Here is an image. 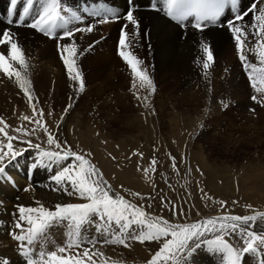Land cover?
<instances>
[{
    "label": "snow or ice",
    "instance_id": "obj_1",
    "mask_svg": "<svg viewBox=\"0 0 264 264\" xmlns=\"http://www.w3.org/2000/svg\"><path fill=\"white\" fill-rule=\"evenodd\" d=\"M21 3L22 11L17 12V6ZM259 4L264 5V0H259ZM240 5L241 0H163V11L180 23L192 17L194 20L192 27L201 32L211 26L227 27L234 37L239 58L244 62L251 86L256 93L251 99L264 106V7H258L256 2L246 9H241ZM152 7L155 9L157 5L153 3ZM228 9L233 15L221 23V18ZM134 11L130 3L123 19L138 31L139 20ZM250 13L254 14L252 23L245 24L244 19ZM119 18L115 9L111 7L93 8L91 11L85 7L82 13L78 9L66 6L63 0H10L7 23L12 25L15 22L17 26L37 30L57 41H69L60 44L59 50L70 79L75 82L77 91L82 93L85 90V79L75 59L79 51L76 33H91L97 24L109 23ZM128 37L125 24L119 40V55L130 66L136 78L133 88L138 84L139 89L149 90L150 95L155 91L153 80L147 70L140 67L143 61L132 51L127 50L130 47ZM249 37L255 39V47L247 49L257 58L255 63L248 61L245 51ZM0 45L6 46L7 53L0 51V72L10 79H15L32 108L33 116L22 115L20 119L22 122L27 121L35 125L29 129L22 123L13 130L18 135H10L8 131L10 125L0 117L2 125L0 135L7 141L5 144L4 140L0 139V177H5L8 165L26 151L24 148L14 147L13 141H19L21 144H27L29 148L40 150L39 159L31 165L32 169L41 166L50 168L53 164H60L72 158V163L61 167L51 176V180L57 185L53 190H63L69 196L75 194L85 201L58 203L54 210L43 204H38L37 207L17 205V213L13 214L17 215V219L9 234L18 242L20 255L25 259V264H120L119 261L105 256L97 245L103 243L130 247V241H138L141 244L155 241L160 244L146 264H181L185 255H191L201 245H206L214 253L222 254L223 264H243L245 254L264 253V230H257V222L264 221V211L254 210L250 215H232L225 212L195 223H172L161 216L150 215L143 206L114 191L103 172L90 159L91 153L74 151L71 145L66 141L61 143L49 130L44 120V110L38 109L34 102L26 54L11 29H6L0 34ZM201 47L205 57L202 66L207 74V70L215 62V57L210 44L203 43ZM137 99H142L145 107L148 106L147 95L141 97L137 93ZM224 106L227 107L226 104ZM71 107V104L66 106L65 114ZM56 127L58 129L59 125ZM37 130L47 135V145H54L56 150L42 149L39 143L33 144L31 139H24L34 135ZM133 155L143 157L142 152H134ZM171 159L175 170L176 159L175 157ZM157 163L158 161L153 158L149 167L143 169L144 176L149 180L156 171ZM28 190H31V186L25 189ZM131 195L144 199L139 192H133ZM214 202L222 207L227 204L226 201ZM165 206L170 207L173 214H177L175 204L168 202ZM246 207L252 208L251 205ZM61 225L68 230L66 244L55 250H46L44 244L48 242L49 230ZM90 225H95L96 231L105 237L102 241L94 237H85L84 233ZM232 235L241 238L242 247L237 248L226 239V236ZM0 264H8V261L0 260ZM184 264L187 262L184 261ZM261 264H264V259L261 260Z\"/></svg>",
    "mask_w": 264,
    "mask_h": 264
},
{
    "label": "rangeland",
    "instance_id": "obj_2",
    "mask_svg": "<svg viewBox=\"0 0 264 264\" xmlns=\"http://www.w3.org/2000/svg\"><path fill=\"white\" fill-rule=\"evenodd\" d=\"M253 2L250 1V5ZM117 48L120 50V45ZM235 54L246 77L242 81L194 78L195 72L205 74L204 69L194 68L184 74L172 72L168 82L159 85L161 90L147 102V107L142 99H137V92L128 89L132 98L128 109L116 110L111 116L92 114L88 118L78 113L81 118L77 120L83 124L77 126L70 122L71 129L67 127L61 132L55 130L60 111L48 108L35 95L34 102L38 109L44 110L49 130L61 143L66 141L74 151L91 153L90 159L110 181L113 190L143 206L150 215L161 216L172 223H195L225 212L250 215L254 210L264 211V106L251 99L256 93L239 53L232 50L227 56ZM237 67L233 64L229 70L236 71ZM215 72L214 66L207 70L210 75ZM0 109V117L10 125V135H18L13 130L22 123L25 128L35 127L20 119L22 115L33 116L24 93L2 91ZM0 139L7 143L2 135ZM24 139L39 143L42 149L56 150L54 145H47V135L40 130ZM13 144L17 149L29 151L27 144L19 141ZM134 152H142L143 157L133 155ZM172 157L176 159L175 170ZM153 158L158 163L149 180L143 169L149 167ZM133 192H139L144 199L132 196ZM214 201L227 204L222 207ZM168 202L176 205L177 214L165 206ZM257 230H264V221L257 222ZM226 239L237 248L243 246L238 235L226 236ZM154 243L148 258L139 256L132 246L113 244L111 248L102 245L99 249L120 264H146L160 247L158 242ZM119 252H123L125 263ZM263 256L264 253L245 254L243 264H261ZM221 259L222 254L201 245L191 255H185L181 264L184 261L222 264Z\"/></svg>",
    "mask_w": 264,
    "mask_h": 264
},
{
    "label": "bare ground",
    "instance_id": "obj_3",
    "mask_svg": "<svg viewBox=\"0 0 264 264\" xmlns=\"http://www.w3.org/2000/svg\"><path fill=\"white\" fill-rule=\"evenodd\" d=\"M150 1H132L131 6L135 9L134 15L139 20V29L136 31L134 26L123 19L130 7L128 0H63L66 6L74 10L78 9L82 13L85 7L90 11L93 8L111 7L120 17L109 23L97 24L91 33H76V44L79 51L75 59L77 67L85 79V90L81 93L77 91L75 82L70 79L59 50L60 44L69 41H57L37 30L26 26H17L15 22L9 25L7 23V6L10 0H0V34L6 29L12 30L26 54L33 95L48 108L60 111L59 119L56 117L58 119L56 126L59 125L58 129L55 126L56 132L67 130L70 122L77 126L82 125L83 123L77 120V118H81L79 116L81 114L87 118L92 114L111 116L116 110L122 112L126 107L128 109L132 99L127 93L128 89H131L132 93H139L141 97L147 95L148 101H150L161 90L159 85L168 82L169 74L172 72L184 74L194 68L203 69L205 58L201 47L203 43L212 46L215 62L210 68L216 67V72L211 75L204 74L203 71L195 72L197 74L193 75L194 78L210 79L214 77L235 82L246 78L237 55L227 56L232 50L239 53L234 37L227 27H209L201 32L190 25L179 26L169 21L162 12L146 9ZM157 1L163 7V0ZM250 1L257 2L258 7H264L259 4V0H241V9L248 8ZM22 8L23 4H18L17 12H21ZM226 15L229 19L233 13L228 9ZM253 15L250 13L245 17L244 23L251 24ZM90 19L95 18L90 17ZM125 24H127L129 33L128 44L130 47L127 50L132 51L143 61L140 67L146 69L153 80L155 91L150 95L149 90L144 92V89H139L138 84L136 88H133L136 78L130 66L119 55L120 50L117 47ZM246 30L250 31V29ZM90 45L91 47H89ZM254 47L255 39L249 37L245 51L248 61L253 63L257 58L247 49ZM0 51L6 53V46L0 45ZM233 64L238 66L236 71L229 70ZM17 67L19 66L17 65ZM4 90L24 93L14 78L10 79L6 74L0 72V93ZM68 104H71L72 107L65 114L64 110ZM61 116H63V120H61ZM28 150L8 165L5 177H0V260H7L8 264H23L24 262L23 257L17 251V241L9 234L17 219V215H13L17 213V205L37 207L38 204H43L54 210L58 203L84 201L75 194L69 196L63 190H53L57 185L51 180V176L61 167L72 163V159L60 164H53L50 168L41 166L32 169L31 165L39 159L40 150L29 147ZM105 179L110 183L107 178ZM29 186H31V190L25 191ZM69 190L71 191V189ZM93 219L96 218L93 217ZM67 232L68 230L63 225L50 229L48 242L44 244L45 249L55 250L59 246H64L67 242ZM84 235L86 238L94 237L100 241L105 238L96 231L95 225L87 226ZM154 244L153 241L131 246L139 256L144 255L148 258L154 249ZM102 245L111 248L113 244L101 243L97 247L100 248ZM119 254H121L120 258L124 260L123 252H119ZM125 262L126 260H124ZM221 262L223 264L222 259Z\"/></svg>",
    "mask_w": 264,
    "mask_h": 264
}]
</instances>
